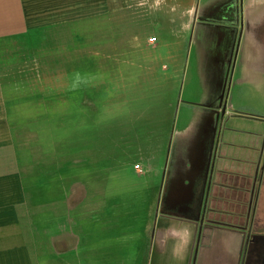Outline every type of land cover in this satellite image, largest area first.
<instances>
[{
  "label": "rangeland",
  "instance_id": "374dc122",
  "mask_svg": "<svg viewBox=\"0 0 264 264\" xmlns=\"http://www.w3.org/2000/svg\"><path fill=\"white\" fill-rule=\"evenodd\" d=\"M204 1L128 0L121 13L50 34L57 39L39 35V48L14 42L0 47L1 85L31 203L23 218L31 250L44 255L55 238H69L68 223L61 226L66 219L58 224L54 215L62 217L65 210L78 219L86 209L81 204L90 207L97 187L107 185L117 188L109 216L119 220V229L137 232L160 212V192L187 140L202 137L216 147L227 137L264 136V94L236 84L235 62L207 59L204 70L197 37L189 32L192 9ZM149 57L155 59L151 76L138 71L141 65H125ZM68 58L82 65H68ZM74 85H80L79 97L69 94ZM225 103L229 115L222 117ZM262 158V201L253 224L250 218L242 225L254 241L242 250V264H258L254 246L264 237V143ZM144 161L158 174L149 182L143 179ZM145 184L151 187L146 200ZM205 187L209 192V180ZM97 213L90 207L82 215ZM133 220L138 221L132 226Z\"/></svg>",
  "mask_w": 264,
  "mask_h": 264
},
{
  "label": "crops",
  "instance_id": "0c3cea01",
  "mask_svg": "<svg viewBox=\"0 0 264 264\" xmlns=\"http://www.w3.org/2000/svg\"><path fill=\"white\" fill-rule=\"evenodd\" d=\"M127 2L0 0V47L14 42L39 48L34 45L39 35L57 39L59 36L50 34H63L68 28L75 31L82 22L121 13ZM192 13L189 32L194 31L197 37L196 50L204 70L207 59L215 64L234 61L236 84L264 94V0H205L194 6ZM75 59L68 58L65 63L81 66ZM154 62L150 57L133 58L125 65H141L138 71L144 76L148 71L151 76ZM71 89L70 95L80 96V85ZM209 141L202 137L187 140L186 152L182 146L171 179L160 192V212L139 231L125 225L121 230L119 220L109 216L117 205V188L97 187L99 195L90 206L97 215H82L90 208L88 202L81 204L82 210L86 209L78 219L67 217L65 210L62 217L54 215L58 224L64 221L58 219H66L61 226L68 223L69 238L63 243L55 238L52 249L42 255L28 245L23 218L31 203L26 199L25 174L19 165L17 139L0 78V264H242V250L249 238L242 225L250 218L253 224L258 201H262L264 136L251 132L248 137H227L216 147L214 140ZM142 165L145 182L158 175L151 161ZM208 180L209 192L205 187ZM150 190L145 184L144 200ZM203 218H208L207 227ZM137 221H131L132 226ZM74 228L76 233H72Z\"/></svg>",
  "mask_w": 264,
  "mask_h": 264
},
{
  "label": "flooded vegetation",
  "instance_id": "af4514ba",
  "mask_svg": "<svg viewBox=\"0 0 264 264\" xmlns=\"http://www.w3.org/2000/svg\"><path fill=\"white\" fill-rule=\"evenodd\" d=\"M229 115V111L227 110V106H226V110H225V116ZM249 242L253 243L254 241H251V238L248 240V244ZM254 250H255V261H258V264H264V237L260 238L258 240V242L255 243L254 246Z\"/></svg>",
  "mask_w": 264,
  "mask_h": 264
},
{
  "label": "water",
  "instance_id": "95a60500",
  "mask_svg": "<svg viewBox=\"0 0 264 264\" xmlns=\"http://www.w3.org/2000/svg\"><path fill=\"white\" fill-rule=\"evenodd\" d=\"M225 110H226V103L224 104L223 109H222V117L225 116Z\"/></svg>",
  "mask_w": 264,
  "mask_h": 264
},
{
  "label": "built area",
  "instance_id": "2783aa9c",
  "mask_svg": "<svg viewBox=\"0 0 264 264\" xmlns=\"http://www.w3.org/2000/svg\"><path fill=\"white\" fill-rule=\"evenodd\" d=\"M153 41H151V42H154L155 40L154 39H152ZM138 168V167H137Z\"/></svg>",
  "mask_w": 264,
  "mask_h": 264
}]
</instances>
